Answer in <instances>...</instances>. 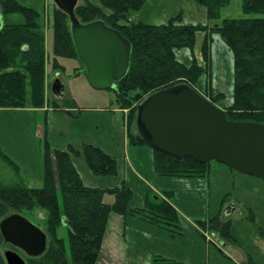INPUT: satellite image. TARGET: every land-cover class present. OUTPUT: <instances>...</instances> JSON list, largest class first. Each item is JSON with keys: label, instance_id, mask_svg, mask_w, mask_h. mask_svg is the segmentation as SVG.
Returning <instances> with one entry per match:
<instances>
[{"label": "trees", "instance_id": "obj_1", "mask_svg": "<svg viewBox=\"0 0 264 264\" xmlns=\"http://www.w3.org/2000/svg\"><path fill=\"white\" fill-rule=\"evenodd\" d=\"M97 1L99 6L84 0L83 5L76 7L75 14L82 24L98 20L105 22L132 46L129 71L114 87L117 105L128 110L126 131L131 145L147 146L138 129L136 134L132 130L133 124L137 126L138 107L149 96L180 84L187 85L219 106L228 121L264 124V0H242L241 10L246 17L224 19L213 27L181 24V15L160 25L132 23L128 20V13L140 11L145 0ZM192 1L203 7L207 19L214 22L221 19L222 11L231 4V0ZM53 5L51 70L56 74L65 72V60H78L85 70L72 38L69 17ZM0 9L2 14L20 13L25 19L24 24L3 25L0 30V108L44 109L48 107L49 99L45 94L46 37L39 24L42 13L16 0H0ZM199 32L205 35L201 53L206 62L210 60L208 52L213 34L220 37L232 54L233 94L228 104H225L226 94L215 91L209 84L207 68L198 63L195 48ZM182 52H188L189 56L181 58L179 54ZM85 73L87 75L86 70ZM50 106L54 111L66 110L55 102ZM66 112L72 114L71 111ZM153 152L154 169L160 177L202 179L209 175L211 163L202 165L189 158L177 160ZM81 155L96 175H117L116 160L93 145H84L82 152L71 146L68 151L56 150V166L50 147L46 145L43 186L31 188L24 184L18 166L0 149V159L12 169L17 179L13 184H5L0 178V223L12 214L26 218L27 212L38 209L44 227L41 230L48 239L46 252L40 257L29 258L21 250L6 244L0 231V264H7L2 252L6 249L18 252L27 264H70L65 240L58 236L63 226L68 227L72 264H96L112 213L146 217L152 220L151 224L169 230L172 226L178 227L175 225L178 213L161 198L154 201L149 196L144 208L133 209L130 207L133 193L125 184L107 189L85 186L72 159ZM105 195L113 196L114 202L106 203ZM226 201L227 198L221 203L220 211H223ZM201 224L203 228L219 233L221 239H231L230 221L222 222L215 217L209 224ZM152 264L181 263L158 258ZM245 264L256 263L248 258Z\"/></svg>", "mask_w": 264, "mask_h": 264}, {"label": "rangeland", "instance_id": "obj_2", "mask_svg": "<svg viewBox=\"0 0 264 264\" xmlns=\"http://www.w3.org/2000/svg\"><path fill=\"white\" fill-rule=\"evenodd\" d=\"M16 1L42 13L39 24L46 37L45 94L49 99L48 107L44 110L26 108L0 113V149L19 166L24 184L31 188L43 186L46 145L50 147L55 166L56 150L68 151L71 146L82 152L84 145H93L116 160L117 175L98 176L88 167L83 155L73 157L85 186L107 189L125 184L133 193L131 208H143L148 196L152 195L150 197L157 201L155 198L160 195L158 199L170 203L178 213L175 223L178 227L172 226L171 231L176 233L180 231L183 235L174 240L166 236L165 231L153 227L154 224L150 223L151 219L142 217L143 222L128 219L129 244L133 241L141 245L128 246L129 264L131 255H137L136 250L140 253L137 264H152L159 258V246H173L181 264H245L248 258L256 264H264V181L234 172L216 161L211 162L210 172L206 178L173 179L158 176L154 169L153 149L149 146H133L129 143L125 129L128 110H122L117 105L115 86L111 89L95 88L78 60H65L63 63L66 70L62 74H56L51 70L50 28L55 7L52 0ZM90 1L97 6L100 5L97 0ZM241 3L242 0H231L230 6L222 11L221 19L214 22L209 21L206 10L192 0H145L140 11L128 13V20L132 23L160 25L181 15V24L213 27L224 19L246 17L242 13ZM83 4L84 0H78V6ZM1 20L3 25L25 23L24 16L20 13L1 14ZM203 37L202 32L197 33L198 48ZM209 48L208 62L198 50L197 58L202 66L207 68V77L211 81L209 84L213 85L215 91L226 94L225 104H228L232 101L233 94L232 54L217 34L212 35ZM180 55L181 58H186L189 53L182 52ZM57 75L65 87L64 97L59 100L51 93ZM54 102L66 110L54 111L50 106ZM67 110L72 114H68ZM132 130L137 133L135 124ZM140 147L144 149L141 150ZM0 178L5 184H13L17 181L12 169L1 159ZM226 198L224 209L220 211L221 203ZM104 201L111 204L114 198L105 195ZM230 208H233V212L229 214L227 210ZM38 212V209L27 212L26 219L40 229H44ZM215 217H219L222 222L230 221L231 239H221L218 237L219 233H213L208 227L201 226V223L209 224L210 219ZM144 222L148 224L145 225ZM159 232H163L162 236L165 239L174 242L155 239L153 235H159ZM58 236L65 240L67 258L72 264L68 227H61ZM4 251L2 250L3 253ZM167 255L176 256L169 252ZM161 257L165 258V256ZM97 263L105 264L101 260Z\"/></svg>", "mask_w": 264, "mask_h": 264}, {"label": "water", "instance_id": "obj_3", "mask_svg": "<svg viewBox=\"0 0 264 264\" xmlns=\"http://www.w3.org/2000/svg\"><path fill=\"white\" fill-rule=\"evenodd\" d=\"M52 1L69 17L78 57L90 82L99 89L115 86L129 71L130 42L101 20L82 24L75 14L78 0ZM2 27L0 9V30ZM51 93L56 99L65 94L59 75ZM137 129L154 151L202 165L216 161L264 181V124L228 121L223 110L185 84L149 96L138 107ZM0 231L6 244L29 258L40 257L47 250L46 233L20 214L4 218ZM3 255L7 264H27L13 249H6Z\"/></svg>", "mask_w": 264, "mask_h": 264}, {"label": "crops", "instance_id": "obj_4", "mask_svg": "<svg viewBox=\"0 0 264 264\" xmlns=\"http://www.w3.org/2000/svg\"><path fill=\"white\" fill-rule=\"evenodd\" d=\"M203 35H204V33H203ZM204 37H205V35H204ZM204 37H203V40H204ZM202 43H203V41H202ZM202 43H201V46H199V48L196 45V48H195L196 58L198 56L197 50L200 51V53H201ZM197 60H198L199 65L202 66L200 60L198 58H197ZM47 99H48V97H47ZM46 107L47 106H45V108ZM29 109L39 110V109H33V108H29ZM12 110H22V109H3V108H0V113H8L9 111H12ZM139 149L142 150L144 148L140 147ZM18 168H19V166H18ZM19 173H21L20 168H19ZM108 196H110V195H108ZM150 196H152V195H150ZM146 197H147V195H146ZM146 197H145V199H146ZM158 197H156L155 199L157 200ZM147 198H149V196ZM146 205L147 204L145 203L144 207ZM138 217H140V216L135 215V214L123 216V215H119V214H115V213H112L109 216L108 224H107V230H106V233H105V236L103 239L101 253L97 259V262L99 260H101L105 264H129L128 246H141V245L138 242L135 243L133 241H132V244H129V241L127 239V229H128V224H129L128 219L130 218L133 220L137 219V220L142 221V222L144 221L143 218L140 217V219H139ZM144 224L146 225L148 223L144 222ZM153 227L158 228L159 231H165L164 233H166V236H168L169 238H171L173 240L177 239L181 235H183V234H181L180 231L176 233L175 231H171L169 229H165V228L157 226V225H154ZM179 230H180V228H179ZM178 233H179V235H178ZM162 235H163V232H159V235L154 234L153 237L155 239H160L161 241L174 242L173 240L165 239ZM155 241H157V240H155ZM105 242H106V246H105ZM167 252H169L173 255L177 254V251L173 246H159V258H162L161 256H165L164 259L167 258V260H169V261L179 263V260L177 259V255L175 257H171V256L167 255ZM136 254L137 255H131L130 264H137V261H138L137 258L139 257V254H140L138 250H136ZM169 258H173V259H169ZM96 264H98V263H96Z\"/></svg>", "mask_w": 264, "mask_h": 264}]
</instances>
